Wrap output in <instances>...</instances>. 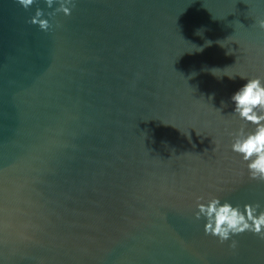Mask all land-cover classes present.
I'll use <instances>...</instances> for the list:
<instances>
[{
    "label": "water",
    "instance_id": "obj_1",
    "mask_svg": "<svg viewBox=\"0 0 264 264\" xmlns=\"http://www.w3.org/2000/svg\"><path fill=\"white\" fill-rule=\"evenodd\" d=\"M57 6L0 0V264H264V239L233 249L194 215L264 208L229 148L230 97L264 78V0Z\"/></svg>",
    "mask_w": 264,
    "mask_h": 264
},
{
    "label": "clouds",
    "instance_id": "obj_2",
    "mask_svg": "<svg viewBox=\"0 0 264 264\" xmlns=\"http://www.w3.org/2000/svg\"><path fill=\"white\" fill-rule=\"evenodd\" d=\"M36 0H17V3L27 10ZM47 7L58 6L50 15L61 13L71 16L75 0H45ZM29 23L38 25L42 31L52 26L50 19L45 17L41 9H37ZM257 24L264 29V18L258 19ZM231 79V78H230ZM244 83L231 95L233 114L242 121L231 134L230 150L237 154L252 180L264 182V78L241 77ZM197 220H203V231L207 236L214 237L223 244L232 241L230 247H236L234 237L243 233H251L264 239V208L260 204L245 203L234 205L229 201H221L218 197L205 200L197 197Z\"/></svg>",
    "mask_w": 264,
    "mask_h": 264
}]
</instances>
